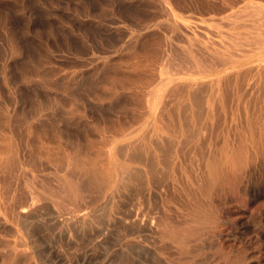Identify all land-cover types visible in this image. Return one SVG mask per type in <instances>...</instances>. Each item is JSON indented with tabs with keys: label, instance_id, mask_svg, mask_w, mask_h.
I'll use <instances>...</instances> for the list:
<instances>
[{
	"label": "rangeland",
	"instance_id": "1",
	"mask_svg": "<svg viewBox=\"0 0 264 264\" xmlns=\"http://www.w3.org/2000/svg\"><path fill=\"white\" fill-rule=\"evenodd\" d=\"M162 2L163 0H0V122L10 123L13 121V123H17V122L22 123V121L23 122L31 121V120L35 121L37 119V116H38V119L39 118L41 120L44 119L45 121L48 122L52 119V116H54L52 115L51 118L50 117L48 118V116H50L49 114H47L49 113L48 111L50 110V108L51 110L55 109L54 111H57V112L62 111V113H60L59 115L58 114L55 115L54 118L57 117L56 119L60 121L66 120L68 121V123L70 122L71 126L72 125L78 126V124L80 123L79 125L80 127H82L81 132H80L82 134L80 141L82 143L81 144L82 147L85 146L82 152L79 153L80 156L85 157L86 155H88V157L92 158L94 162L98 163L100 161L101 150L103 148L110 145V147H112L114 151V155L111 157L109 161L108 179L96 187L86 188L83 192L84 194H83L82 199L79 201L80 203L74 202L69 196V192L77 189L75 184L63 183L61 186V183L60 184L58 183L59 185L56 186L55 184L57 182L49 179V182H51L49 186L52 188L57 187L55 191H57V194L59 193L60 194L53 195L49 191L43 192L45 196L47 195L46 198H44V200L46 199L45 200L46 202L43 199H40L41 201L38 200V202L41 204L39 205L35 203V208L40 209V212L41 210L42 211L45 210V212L40 213L41 215L39 217V222L37 221L38 219H36L33 223L36 227L35 228L36 231H33V237L36 239V241H37V238H39L38 241L36 242L37 246L35 247V250L38 249L37 250L38 252L39 251L41 253L45 252L44 254L50 255L49 257H51L53 261L51 260L48 261V264H63V263L64 264H67V263L68 264H76V263L79 264L78 262H80V264H83V261H85L84 264H88V263L89 264H92V263L93 264H150V263L155 264L154 262H149L150 260L149 256H147V258L149 259V260L147 259L148 261L146 260V257H143L142 254H139L137 256V253L131 251L128 247H126L129 245H137V246L140 245L142 248H146V247L149 248L150 250H152V254H154L158 259L160 258L159 260L162 262V264L164 263L165 264H264V242H262V237H261V232L264 231V157H262V155H264V130H263L264 129V124H263L264 123L263 122L264 112H262L264 111L263 110L264 103L258 102L257 104L258 105L257 107L259 108V110H258V117L256 118V126L254 128V130L256 131V137H258L259 143L263 146L260 152L256 150V146H255L256 142L250 139L248 135V128L246 125H244V123L241 124V126L242 125L244 126L240 127V129H242L241 138L238 139L236 135L238 124L236 125L235 122L230 118L229 101H228V105L224 106V104H227L226 97H224L225 98L224 100H223V97H220V94L228 92L226 91V89H228L227 85H226L227 88H225V85L222 82L221 83L213 82L208 85L206 90H208L209 94L212 93V91H214L215 89V91L213 92L214 95L212 97L213 102L212 101L210 102L209 111L207 113L208 118L205 117L200 123H197L198 125L196 124L197 121H195V119L190 118L189 119V125L191 126V127L189 126V128H191L190 130L189 128H187L188 126L183 125L185 123L182 120V114H183L182 110L183 109H181V107L183 108V106L186 104L188 106L192 105L190 102L191 100L190 91L193 89V87L189 85L187 86V83L182 81L179 78L182 75L181 73H175L172 70V73L170 71V73H165V75H163L164 74L163 72H166L167 68L168 70H170L172 67L175 66V64L177 66L179 62L183 61V64L185 63L189 66V63L190 62L192 63V61H194L198 63L199 65L203 66L204 68H207L206 70L208 72L206 73L204 78L206 79L213 78L215 76V72L211 69L210 64L213 63L212 65H214L216 62L214 60L212 61L211 58L212 59L216 58L217 62L221 59V55H222L221 52H225L224 43L222 40H225L226 42L231 41L227 36H225L227 34L226 32L233 33L234 35H237V36H243V34L248 36L249 34V36L253 35V37L259 36L261 34V36L259 37L264 39V36H263L264 31L260 30L261 33L258 31V29L264 30V27H263L264 18L261 14H256V13L253 16L254 18L253 20H248L246 16L244 17L242 16L243 19H237V20L235 19V21L238 23L244 22L245 24L243 23V25H245V27H243V25L241 26L240 24L238 25V27L236 26L235 29L229 28L225 24L223 26V24L213 25L210 23H206L205 20L209 17L213 18L214 20H219L220 18H225L226 16H229L233 13L242 11L243 9H245V7H250L255 4L264 5V2L262 0H239V1L238 0H235V1L234 0H199V1L198 0H178V1L169 0L175 17L180 22H184L188 26L187 30H189L190 32L196 35L195 37L196 39H194V41H191V42L190 41L188 42L187 40L182 38L181 33L185 32L184 31L185 29H182L184 27L180 26V24L178 25L177 23L172 22L167 17V15L165 14V9L164 7H162L163 6ZM205 3L206 5L211 4V3H214V4L222 3V7L225 6L226 8L224 7V10L219 14L209 15L210 12L204 8V6H206ZM198 5L202 6V8H199ZM260 16L262 17L260 18ZM257 19L258 20L261 19V20L258 21ZM255 20L257 22H253ZM249 25L253 27L250 28ZM205 28H208L210 31L207 29L205 31ZM253 29L255 30L253 31ZM249 30L250 31L252 30V31L250 32ZM239 31H242L244 33L241 32L240 34ZM172 32H174L173 34L175 35H173ZM205 32L208 35H211V32H212V35L215 38V40L221 38V40H219L220 42L217 41L220 44H218L217 42H216L217 44H215L214 42L211 44V41L206 40L198 35V33H205ZM224 32L226 34H224ZM233 43L234 42L232 41V44ZM196 44L202 47H206V45L207 46L211 45V48L210 47L206 48L210 53H207V52L205 53V51L204 52L202 51L201 55L202 54L203 55L202 57H200L201 55L198 53L199 49H198V46L197 47L195 46ZM136 48L138 49L137 52H136ZM148 48L150 49L148 50ZM80 51H82L83 53ZM171 53H173V55ZM204 55H206L207 58H205L206 56L204 57ZM172 57L176 59H173ZM200 58H203V59H200ZM208 58H210V62H207L209 61ZM168 59L171 61H169ZM176 60H179V62ZM204 60H206V62H204ZM188 61L190 62L188 63ZM205 63L207 64L210 63V64H208L209 65L208 66ZM112 68L114 69L112 70ZM164 68L166 70H164ZM132 70H135V71H132ZM105 76L106 77L108 76V77L106 78ZM104 77L105 79H103ZM166 77H171L172 79L168 82L166 88L163 90L161 98L156 103L154 109L151 111H147L146 110V104H147L146 97L147 98L150 97V94H148L149 90H151L152 88H155L157 86V82H159L161 79L166 78ZM98 80L99 81L103 80V81H100L99 83ZM123 80L125 81L124 83H122ZM89 82H92V83L88 84ZM96 82L98 83L96 84ZM59 83H60V86L59 88H57L58 87L57 85H59ZM93 84H96L97 86ZM179 84H180L179 86L180 88L179 89L175 88V86L177 85L178 87ZM52 85H54L55 87ZM184 85L185 87H183ZM71 87H74L73 89L76 88L75 89L76 91L73 90L75 91V93H73V91L71 90L72 89ZM172 88H175L174 90L177 89V91H173ZM170 90L173 91L174 93L171 92ZM178 91H180V93ZM76 92L78 94L77 96H76ZM142 94H144V96ZM165 94H167L166 96L168 98L172 97L171 99L172 100L174 99V101L177 99L178 96H180L178 97V99L180 98L181 99L180 101L176 100L175 101L176 103H174L172 100L170 99L168 100ZM182 94H183V97H181ZM50 96L54 97V99L51 98ZM55 96L58 97L59 100L58 98H55ZM60 98L63 99V103H62V99L60 101ZM165 98L168 100L167 102L168 104L165 102L167 101ZM51 100H54V101L52 102ZM214 100L216 104H214L215 103ZM126 101L127 103H125ZM129 101H131L132 103ZM223 101L226 103H223ZM54 102L55 104H53ZM170 102L172 103L170 104ZM184 102H186V104ZM41 103L42 105L44 104L43 108H42ZM117 103L119 104V106L121 104L123 105H121L119 108V106H116ZM35 104L37 105L35 106ZM56 104L58 106L55 107ZM59 105L61 106L62 109L59 107ZM78 105L79 107H77ZM158 105L159 106L161 105V106L159 107ZM123 106L125 107V109L122 108ZM167 106L170 108V110L172 109V111L176 112L177 115L175 113L173 114V112L170 111L169 108H167ZM188 106H185V107H188ZM215 106H217L216 109H218L216 111H214ZM58 107L60 109H57ZM226 107H228V109ZM23 108L27 110L26 111L24 109L25 111L24 114L22 111ZM162 108L164 110L162 111L164 113L163 118L161 117L163 113L158 111V109H162ZM224 108H226V110H228L229 112L225 111ZM98 109H104V110L101 111ZM122 109H123V112L120 111ZM36 111L37 113H35ZM219 111H221V114ZM15 112L16 113L18 112L17 113L18 116L15 115ZM26 112L29 115V118L27 117L28 115L26 114ZM105 112L107 113V116H105L106 115ZM158 112H159V115L160 113H162L160 117L158 116V114H156ZM214 112H216L215 113V115L217 114L216 116L213 114ZM86 113H88L89 116ZM95 114L96 115L99 114V115L96 116ZM138 114H140L141 117L140 116L137 117ZM227 114L229 115L226 116ZM115 115L117 116L115 117ZM122 115L124 116L122 117ZM218 115L219 117L217 118ZM104 116L107 118V120H105L106 118ZM156 116H157V119H156ZM220 116L222 118H220ZM74 117L78 119H75ZM94 117L96 118V120ZM158 117L163 120L162 121L159 120V122L156 121L159 119ZM59 118H61L62 120ZM259 118L261 119L259 120ZM167 119L169 120L170 124L167 123L168 122ZM216 119L217 120L220 119V120L215 122ZM133 120H135V124ZM75 121H77V123ZM83 121H84V124H83ZM147 122H149L151 125H149V123ZM160 122H162L161 125H160ZM207 122L208 124H206ZM166 123L169 125L168 128H166L167 127ZM215 123L216 125H214ZM218 123L220 125H218ZM85 124H86V127H85ZM224 124L225 126H223ZM196 125L198 126V128H195ZM204 125H205V129H207L205 130V132L207 131V134L203 132ZM207 125L208 127H206ZM261 125L263 128L261 127ZM200 126H202L203 129ZM214 126L215 127L219 126V127H217V129L215 130ZM144 127L146 128L149 127L150 130L147 129L148 132L146 133V128L144 130L143 129ZM176 127L179 128V133L178 131L177 133L180 135H178V137H177L176 132L173 133L171 131L169 132V134L166 133V130L170 131L172 129L173 131H176L177 129L176 130L174 129ZM87 128H90V129H87ZM208 128L210 129L208 130ZM197 129H199L200 132L197 133L195 137L193 135L187 134L188 130L193 131ZM213 130L214 132L218 131L217 133L215 132V136H214ZM153 131L156 132V135L158 137H161L163 139L168 138L167 140L169 141L172 140L170 143L171 145L173 144V142L175 143L173 144V147H172L173 151H171V154L174 157L173 161L170 162L169 165H164L166 168L167 166H169L168 167L169 170L167 169L168 170L167 175L163 174V172L166 174V171H165L166 169L162 165L163 163L161 162V159H160V152L154 147L152 143L148 142L149 139L154 137L151 135ZM222 131H225L226 134ZM87 133L89 135L91 134L90 135L91 137L89 135H86ZM84 134L85 136H83ZM10 135H11L10 137L13 139L14 142L17 141L16 136L14 134H10ZM95 135L96 137H94ZM145 135L146 137H144ZM182 137H184V140H182ZM187 137L190 139L192 137L193 139H191L192 141L187 142L186 144L185 143L186 140L187 141L190 140V139L188 140ZM205 137H207V141L205 140L206 139ZM260 137L262 138L260 139ZM142 138L145 140H143ZM214 138L218 140L220 143L221 142L222 143L221 144L217 143L218 141H216ZM219 138H222V139H219ZM203 139L206 142H202L204 141ZM83 141L85 142L86 145H84ZM133 141L139 142L145 147H149V146L152 147L153 151L147 150L146 153L147 154L149 152L152 154L154 153V155L157 157L156 164H155V168H156L155 170L156 172H158V170L161 171L163 169V171H161L162 174L159 172V173H156V175L159 177L164 175L161 177V180L164 178L165 181L162 182L159 180V182L157 183L158 185H156L155 187L151 183H148L147 189L144 188L143 190L139 182H138L139 185L138 183L136 184L138 180L136 178L135 179L131 178V181L129 182V184L123 185V188L119 187L121 186L119 176H118L119 165H123L131 171H135V167L138 170H140V167L142 170L146 169L145 165L141 161H138V160L134 161L132 159L125 158L123 156H121L122 158H120L117 155V154L120 155V152L118 153V151L116 150L118 149V147H120L121 145L127 144V143H133ZM180 142L183 144L184 149L181 147L182 144ZM36 143L37 145H35ZM43 143L44 145H46L47 143V146H50V145L52 146V143H49V142H46V143L43 142ZM179 143L181 146L179 145ZM201 143H204V146ZM35 144L33 145L30 144L29 146L31 147L34 146L33 149L34 148L37 149L36 147H39V143L35 142ZM195 144L197 145V147ZM1 145H2V142L0 144V148H1ZM214 145H216L217 147ZM240 145L244 148H242ZM180 147L182 148V150ZM189 147L192 149H190ZM195 147L197 149L194 150ZM199 147L203 149L204 151L199 149ZM221 149L225 152V160L222 166V169L224 168V166H226L225 170L223 169L224 173L222 172V170L220 171L218 170V168L216 167L217 160H215L217 159L218 151ZM84 150L86 151V153L83 152ZM192 150L196 152H192ZM205 150L207 154L203 155V153H205ZM179 151L181 152L179 153ZM215 151H217V153ZM87 152H90L91 155H89L90 153H87ZM197 152L199 154L203 152L201 155L206 157V160L207 162H209V165L213 167L212 168L213 171L208 172L207 169L203 167L200 169L196 166V161H197L196 158L200 157V155H198ZM192 153H194L193 156H192ZM180 154L182 158H180ZM186 155H188L189 157H186ZM210 157L212 158L210 159ZM186 158L188 161L186 160ZM188 158L192 160L190 161ZM183 159L185 160L182 161ZM193 159L196 161L194 162ZM175 162L178 164L176 165ZM184 164L188 165V167L187 166L186 167L188 168L189 171L187 170ZM193 164H195V166ZM246 167H247V170H246ZM175 169L178 170L177 172L179 173H177ZM97 171L100 174L103 173L102 168L99 166L97 168ZM190 173H193L194 182L191 179L192 175ZM171 174L173 178L171 177ZM202 175H204L205 179H207L210 184L208 183V181L206 182V180L204 179ZM170 177L172 179H170ZM177 178L179 179V182ZM18 179L19 178H11L12 181H10V184L8 185L7 188L5 185H4L5 187L4 186L2 187L3 184L0 181V193H1L0 194V206H1L0 215L3 217V219H5V222H6L4 226H0V229H1L0 238L13 239L14 237H16L15 236L16 233H17V236L18 235L25 236V233H24L25 231H23L24 229L20 226V224L15 223L13 221L11 222V220H8L10 219L8 217L10 214L9 212L11 210V209L9 210V208L10 207L12 208L16 205L15 197L13 196L14 194H11V193L13 192L15 193L16 192L15 189H18L21 183H22L21 184L22 186H20V188H23L24 186L25 189L27 188L29 189L30 188L29 186H31L29 185L28 180H27V183H28V186H27V183L24 184L23 181H21L20 179L19 181H17ZM16 182H19V183H16ZM169 182L171 183L169 184ZM192 182L194 184L195 183L197 184V185L195 184L196 187L194 186V184H191ZM220 182H222V184L220 185L224 187L222 186L219 187L220 185L218 183ZM173 183L176 185L174 186ZM188 183L190 185H188ZM249 184H254V186L256 187V193L253 195L247 191V186ZM130 186H134V190ZM180 186H183L185 189ZM202 186L203 188L205 186L206 187L203 189ZM137 187L138 189L135 190V188ZM178 187H180V190H182V192L178 191L179 190ZM3 188L6 189V191L8 189V191L6 192ZM120 188L122 189L123 193L121 192ZM139 188H142V189H140L139 191ZM197 188L198 189L200 188V191ZM110 189H111V192H110ZM128 189L129 190L131 189V191H129ZM160 189L163 191V193L160 191L161 194L158 191ZM152 190L155 191V194ZM168 190H169V194H168ZM119 192L122 193L123 195L125 194V196H123ZM135 192H138L137 193L138 195H136ZM140 192H142L143 194L145 193L144 194L145 196L142 193L140 194ZM192 192L194 195L192 194ZM7 193L9 194V197H5L6 200L8 199L7 201H9L10 198L11 200L14 198L12 200L13 203H11V201H9L8 203L9 205L11 204L10 207L8 204H5L7 203V201L3 200L5 195L8 196ZM149 193H152V194H149ZM129 195L131 196L133 195L132 198L131 196L129 197ZM155 195L158 197H156ZM192 196H194L195 199ZM150 198H152V200L154 201L152 202L154 204L151 202ZM135 199L141 202H144L143 205L147 201L148 207L146 206L147 203L145 204V206H143L141 202H138ZM192 199L194 200L191 201ZM57 200L59 203L57 202ZM62 200L64 201L63 203L65 202L67 203L69 202V203L68 204L65 203V206H64V204L62 205ZM108 200L112 201V203H114L117 207L113 205L112 209L114 210H111L113 216L111 217V221L108 222V225L110 228L108 227L107 230L105 229L107 227V224L104 222L103 223L99 222L98 224L95 223L93 225L94 227L92 226L90 227V229L88 228L86 231L84 229V233H83V230L72 229L70 222H69L70 227L68 226V223H67L68 229H64V228L61 229V227H59L58 222L64 217L68 218L73 214L80 216L82 214L91 213L92 211L97 212L100 210L103 204H105ZM42 201L44 202V204L42 203ZM119 201L121 203H119ZM127 202L129 205L126 204ZM53 203H55V205ZM56 203H58V205L59 204L62 205L63 207L59 208L61 207L60 205L59 207L58 206L56 207L57 205ZM77 203L81 205H78ZM131 203L132 204L135 203V204L132 205ZM179 204L181 205V207ZM6 205L7 207H5ZM68 205L69 206L71 205V207L69 208ZM135 205L137 206L135 207ZM151 205L153 208L150 210ZM183 205L184 207H182ZM80 206H83V207H80ZM97 206L98 207L101 206V207L98 208ZM45 207L49 208V210L47 209L48 210L47 211ZM129 207L132 208L133 211H131ZM134 207L136 209L138 207L139 210L141 209V207L143 208L145 207L144 208L145 210H143V208L140 211L137 209L139 212L138 211L136 212V209ZM158 207L161 209H159ZM62 209L64 212L65 210L69 212L70 209H73V210L75 209L76 211L70 210L71 212L67 214V211L64 213ZM147 209L148 211H146ZM115 210L119 212H116ZM49 211H51V213L53 212V214L55 213L54 216L52 217H50L51 215L48 216L47 214H49ZM42 213L43 214L45 213V214L43 215ZM124 213H127V214L124 216L123 215ZM137 213L140 215V218L144 224L146 223V221L149 220L148 222H150L151 220L153 222V223L151 222V224H154L156 226L160 223L161 225L160 224L158 225L160 228L157 227L156 229L155 228L156 226L153 225L152 229L149 231L139 230L137 232L135 231L136 233L134 232H122L121 233L120 232V234H118V236L116 237L117 232H113V231H116V227L118 225H123V224L126 226L128 223L130 224L134 222V220H137V218L135 217H139ZM143 213L144 214L148 213L146 214L148 215V218L146 215L144 217ZM150 213L151 215L149 216ZM152 213H154V215H152ZM132 214H133V218H132ZM141 215L144 218L141 217ZM156 215L158 216L160 215L159 220L157 219L158 216ZM167 215L170 216V219L168 218ZM149 217H151V219H149ZM164 218L166 221L167 220L168 221L167 222L162 221L164 220ZM41 219L45 222H42ZM46 219H48L49 221ZM123 219H128V222L127 220L125 221L127 224H125ZM131 219H134V220L131 221ZM54 221L55 222L58 221L57 222L58 224L55 223ZM51 222H53L55 225L52 224ZM48 223L51 224L52 229ZM165 223L167 226L165 225ZM36 225H39L38 228ZM45 225L47 227L49 225L50 229H48ZM95 226L97 229L95 228ZM101 226H103L104 228ZM42 227L44 229L47 228V230H44ZM8 228L10 230L11 229L13 230L9 232ZM153 228L155 229L154 231H152ZM37 229L38 230L40 229L42 231L41 232L40 230L37 231ZM58 229H59V232H58ZM60 230L62 231L61 234H60L61 232ZM43 231L45 233L44 235L41 234L43 233ZM52 231L54 234L55 233L56 234L54 235ZM47 232H49V234H47ZM63 232L64 234L65 233L66 234L64 235ZM13 233H14V236H13ZM101 233H103V235ZM143 233L146 235V237L147 236L148 237L146 238ZM72 234L73 235L75 234V237ZM62 235L66 236V239L64 238L59 239L61 241L60 242L58 241V237L61 238ZM120 235L122 237H120ZM149 235L152 237H150ZM67 236L69 237L68 240H67ZM45 237L47 238L45 239ZM80 238L82 240H80ZM105 238H106V241H105ZM108 239L111 241L110 245H109L110 241ZM62 240L64 241V243ZM149 240L151 241V243ZM90 241L93 242V244L90 243ZM105 243L108 246V248L106 247ZM61 244H63L64 246H62ZM75 244L79 246L81 245V246L79 247ZM98 244H100L101 246ZM92 245H94L97 249L94 248V246ZM74 246H77V248ZM89 247H92L93 249L92 248L90 249ZM59 248L60 250L62 249V251H60ZM79 249L82 252V254L79 251ZM90 250L91 251L95 250V251L90 252ZM63 252H65L66 254ZM75 253L77 254L79 259L74 258V256L76 255ZM67 254H68V257H66ZM55 255H57L58 258ZM0 259H1L0 261H2L0 262V264L2 263L4 264V262L5 263L7 262L6 264H12L11 262L7 260L3 261L2 257ZM61 260L63 261V263Z\"/></svg>",
	"mask_w": 264,
	"mask_h": 264
},
{
	"label": "bare ground",
	"instance_id": "2",
	"mask_svg": "<svg viewBox=\"0 0 264 264\" xmlns=\"http://www.w3.org/2000/svg\"><path fill=\"white\" fill-rule=\"evenodd\" d=\"M178 1V0H177ZM199 1V0H198ZM235 1V0H234ZM239 1V0H238ZM263 2H264V0H262ZM181 2V1H180ZM229 2V1H228ZM237 2V1H236ZM183 3V2H182ZM251 4V3H250ZM162 7H164V9H165V14L167 15V17L172 21V22H174V23H177L178 25L180 24V26H182V27H184V28H182V27H180V28H182V29H185L184 31L185 32H182L181 33V36H182V38H184L185 40H187L188 42L190 41H194V39H196L195 37H196V35L194 34V33H192V32H190L189 30H187V28H188V26L184 23V22H180L176 17H175V15H174V12H173V10H172V7H171V3L169 2V0H163V2H162ZM195 5V4H194ZM200 5V4H199ZM198 5V6H199ZM205 5H206V3H205ZM155 6V5H154ZM185 6H187V5H185ZM191 6V5H190ZM189 6V7H190ZM195 7V6H194ZM196 7H197V5H196ZM225 7V6H224ZM224 7H222V3H219V4H214V3H211V4H208V5H206V6H204V8L206 9V10H208L210 13H209V15H213V14H219V13H221L223 10H224ZM181 8V7H180ZM179 8V9H180ZM199 8H202V6H199ZM226 8V7H225ZM193 9V8H192ZM204 9V10H205ZM187 10V9H186ZM226 10V9H225ZM200 11V10H199ZM202 13H204V12H202ZM261 14L262 16H263V18H264V5H257V4H255V5H252V6H250V7H245V9H243L242 11H239V12H236V13H233V14H231V15H229V16H226L225 18H220L219 20H214L213 18H211V17H209V18H207L206 20H205V22L206 23H210V24H213V25H222L223 24V26H224V24L225 25H227V27H229V28H234L235 29V27L237 26L238 27V25H240L241 24V26L243 25V23H238V22H236L235 21V19L237 20V19H243V17L244 16H246L247 18H248V20H253L254 18H253V16H254V14ZM152 14H153V12H152ZM243 16V17H242ZM258 16V15H257ZM256 16V17H257ZM262 16H260V18L262 17ZM154 17V16H153ZM162 17V16H161ZM259 17V16H258ZM152 18V17H151ZM246 18V19H247ZM245 20V19H244ZM258 20V19H257ZM261 19H259L258 21H260ZM264 20V19H263ZM253 22H257L256 20L255 21H253ZM262 22V21H261ZM260 23V22H259ZM258 23V24H259ZM245 24V23H244ZM249 24V23H248ZM261 24V23H260ZM163 25V24H162ZM196 25V24H195ZM241 26H239V27H241ZM248 26V25H247ZM250 26V25H249ZM135 27V26H134ZM161 27V26H160ZM243 27H245V25H243ZM251 27H253V26H250V28ZM255 27H257V26H255ZM263 27H264V25H263ZM145 28V27H144ZM194 28V27H193ZM199 28V27H198ZM249 28V29H250ZM139 29H141V28H139ZM206 29L207 30H209L208 28H205V31H206ZM255 29H253V31H254ZM257 30V29H256ZM264 31L263 29H258V31L261 33V31ZM168 31V30H167ZM176 31V30H175ZM210 31V30H209ZM250 31V30H249ZM252 31V30H251ZM250 31V32H251ZM237 32V31H236ZM241 32L242 31H239V33L241 34ZM174 32H172V34H173ZM210 33V32H209ZM227 33V34H226ZM224 32V34H226L225 36H227L231 41H225V40H222L223 41V43H224V49H225V52H221L222 53V55H221V59L217 62L216 61V58L215 59H212L211 58V60L213 61H215L216 63L214 64V65H212L213 63H208V64H210V66H211V69L215 72V76L213 77V78H211V79H206V78H204V76L206 75V73L208 72L206 69L207 68H204L203 66H201V65H199L198 63H196V62H194V61H192V63L190 62V61H188V63H189V66L187 65V64H183V61L182 62H179V60H176V61H178V62H176V63H178L177 64V66H176V64H175V66L174 67H172L170 70H168V68H167V70L164 68V70H166V72H163L164 74L163 75H165V73H170V71H171V73H172V70H173V72H175V73H181L182 75L179 77L182 81H184V82H186L187 83V86L189 85V86H192L193 87V91L191 90V89H189V90H191L190 91V102H191V106H188L187 104H186V102H184L186 105H184V103H183V108L181 107V109H183L182 110V120L184 121V123L185 124H183V125H186V126H188L187 128H189V119L190 118H193V119H195V121H197L196 122V124L197 123H200L205 117H207V113H208V111H209V107H210V102L212 101V97H213V95H214V91H215V89H214V91H212V93H208V90H206V88L208 87V85L210 84V83H224V85H225V88H227L226 87V85L228 86V89H226V91H228V92H225V93H222V94H220V97H223V100L225 99L224 97H226V101H227V104H224V106H226V105H228V101H229V107H230V118L235 122V124L237 125L238 124V128H237V137H238V139H240L241 138V136H242V129H240V127H242V126H244V125H246L247 126V128H248V135H249V137H250V139L252 140V141H254V142H256V150H258V151H260L261 152V150H262V145L259 143V139H258V137H256V131L254 130V128H255V126H256V118L258 117V110H259V108L257 107L258 105V102H262V103H264V42H263V40L264 39H262L261 37H259V36H261V34L259 35V36H256V37H253V35L252 36H249V34H248V36L247 35H244L243 34V36H237V35H234L233 33H229V32ZM242 33H244V32H242ZM264 33V32H263ZM262 33V34H263ZM237 34V33H236ZM155 35V34H154ZM173 35H175V34H173ZM198 35L200 36V37H202V38H204V39H206V40H209V41H211V44L214 42L215 44H217L218 42H220L219 40H221V38H219V39H217V40H215V38L213 37V35H212V32H211V35H208L206 32L205 33H198ZM217 35V34H216ZM254 35H256V34H254ZM151 36V35H150ZM149 36V37H150ZM178 36V35H177ZM237 38H236V37ZM263 36H264V34H263ZM218 37V36H217ZM162 38V37H161ZM242 38V39H241ZM261 38V39H260ZM134 39V38H133ZM147 39V38H146ZM181 39V38H180ZM237 39H239V40H237ZM144 40V39H143ZM176 40H177V38H176ZM159 41V40H158ZM218 41V42H217ZM225 41V42H224ZM232 41L234 42L233 44H232ZM142 42V41H141ZM162 42V41H161ZM217 42V43H216ZM109 43V42H108ZM236 43H238V44H236ZM94 44V43H93ZM132 44V43H131ZM142 44V43H141ZM164 44V43H163ZM218 44H220V43H218ZM235 44H236V46H235ZM79 45V44H78ZM172 45V44H171ZM187 45V44H186ZM222 45V44H221ZM72 46V45H71ZM97 46V45H96ZM128 46V45H127ZM126 46V47H127ZM196 47L198 46L197 44L195 45ZM220 46V45H219ZM77 47V46H76ZM207 47H210L211 48V45L210 46H207L206 45V47H202V46H198V49H199V54L201 55V52L203 51H205V53L207 52V53H210L206 48ZM221 47V46H220ZM77 49V48H76ZM140 49V48H139ZM150 48H148V50H149ZM204 49H206V50H204ZM81 50V49H80ZM141 50V49H140ZM169 50V49H168ZM138 51V49L136 48V52ZM195 51V50H194ZM80 52H82V51H80ZM172 52V51H171ZM83 53V52H82ZM134 53H135V51H134ZM181 53V52H180ZM204 53V54H205ZM172 55H173V53H171ZM177 54V53H176ZM198 54V55H199ZM162 55V54H161ZM197 55V54H196ZM203 55V54H202ZM202 55L200 56V57H202ZM168 56V55H167ZM206 55H204V57H205ZM184 57H185V55H184ZM183 57V58H184ZM150 58V57H149ZM168 58V57H167ZM173 59H176V58H174V57H172ZM182 58V59H183ZM205 58H207V56L205 57ZM178 59V58H177ZM200 59H203V58H200ZM209 59V61H207V62H210V58H208ZM207 59V60H208ZM169 60V59H168ZM181 60V59H180ZM169 61H171V60H169ZM174 61V60H173ZM185 62V61H184ZM203 62V61H202ZM204 62H206V60H204ZM166 63V62H165ZM169 63V62H168ZM167 63V64H168ZM175 63V62H174ZM205 64H207V63H205ZM207 64V65H208ZM37 65V64H36ZM171 65V64H170ZM172 65H174V64H172ZM209 66V65H208ZM164 67V66H163ZM166 67V66H165ZM168 67V66H167ZM114 68H112V70H113ZM53 71V70H52ZM51 71V72H52ZM132 71H135V70H132ZM163 71V70H162ZM116 72V71H115ZM161 73V72H160ZM103 74V73H102ZM115 74V73H114ZM147 74V73H146ZM162 74V73H161ZM110 76V75H109ZM115 76V75H114ZM147 76V75H146ZM151 76V75H150ZM25 77H26V75H25ZM106 77V76H105ZM105 77L103 78V79H105ZM108 77V76H107ZM106 77V78H107ZM148 77V76H147ZM78 78V77H77ZM149 78V77H148ZM76 79V78H75ZM159 79V78H158ZM172 78L171 77H166V78H163V79H161L159 82H157V86L155 87V88H152L151 90H149V92H148V94H150V97H149V95H148V97L149 98H147L146 96V100H147V104H146V110L147 111H151V110H153L154 109V107H155V105H156V103L160 100V98H161V95H162V93H163V90L166 88V86H167V84H168V82L171 80ZM81 80V79H80ZM96 80V79H95ZM230 80V81H229ZM57 81V80H56ZM99 81V80H98ZM100 81H103V80H100ZM100 81H99V83H100ZM93 82H95V81H93ZM125 81L123 80V82L122 83H124ZM143 82V81H142ZM65 83V82H64ZM87 83V82H86ZM90 83H92V82H89L88 84H90ZM98 82H96V84H97ZM96 84H93V85H96ZM174 84H176V83H174ZM56 85V84H55ZM64 85V84H63ZM52 86H54V85H52ZM58 86V87H57ZM56 87L57 88H59V86H60V83H59V85H57ZM97 86V85H96ZM180 84L178 85V87H177V85L175 86V88H177V89H179L180 87ZM48 87H50V86H48ZM55 87V86H54ZM63 87V86H62ZM62 87H60V88H62ZM77 87V86H76ZM183 87H185V85L183 86ZM182 87V88H183ZM69 88V87H68ZM72 89V91L73 90H75V89H73L74 87H71ZM90 88H91V86H90ZM92 88H94V87H92ZM170 88V87H169ZM168 88V89H169ZM175 88H172L173 89V91H177V89L176 90H174ZM212 88V87H211ZM70 89V88H69ZM68 89V90H69ZM99 89V88H98ZM168 89H167V91H168ZM171 89V90H172ZM185 89V88H184ZM63 90V89H62ZM170 90V91H171ZM222 90H224V89H222ZM52 91V90H51ZM65 91H67V90H65ZM76 91V90H75ZM75 91H73V93H75ZM78 91V90H77ZM97 91V90H96ZM173 91H171V92H173ZM181 91V90H180ZM180 91H178L179 93H180ZM71 92V91H70ZM79 92V91H78ZM222 92H224V91H222ZM52 93V92H51ZM146 93V92H145ZM167 93V92H166ZM174 93V92H173ZM172 93V94H173ZM176 93V92H175ZM184 93H185V91H184ZM68 94H70V93H68ZM80 94V93H79ZM147 94V93H146ZM169 94H170V92H169ZM171 94V95H172ZM178 94V93H177ZM176 94V95H177ZM78 94H77V92H76V96H77ZM143 96H144V94H142ZM167 94H165V96H166ZM179 95V94H178ZM127 96V95H126ZM174 96V95H173ZM189 96V95H188ZM51 97V96H50ZM66 97V96H65ZM81 97V96H80ZM178 97H180V96H178ZM178 97H177V99L176 100H179L180 101V99H178ZM181 97H183V94L181 95ZM39 98V97H38ZM51 98H53L54 99V97H51ZM55 98H58V97H56L55 96ZM166 98L169 100H172L171 98H168L167 96H166ZM165 98V99H166ZM217 98V97H216ZM228 98V99H227ZM41 99V98H40ZM61 99L62 98H60V101H61ZM67 99H69V98H67ZM130 99V98H129ZM166 99V100H167ZM186 99V98H185ZM37 100V99H36ZM56 100V99H55ZM58 100H59V98H58ZM168 100L167 101H165L166 103L168 102ZM175 100V101H176ZM38 101V100H37ZM40 101V100H39ZM52 102L54 101V100H51ZM57 101V100H56ZM66 101V100H65ZM69 101V100H68ZM71 101V100H70ZM118 101V100H117ZM174 103H176L175 101H174V99L172 100ZM182 101V100H181ZM184 101H186V100H184ZM51 102V103H52ZM72 102V101H71ZM74 102V101H73ZM129 102H131V101H129ZM213 102V101H212ZM214 102H215V100H214ZM36 103V102H35ZM57 103V102H56ZM62 103H63V99H62ZM86 103V102H85ZM119 103V102H118ZM117 103V105L116 106H119V104ZM124 103V102H123ZM125 103H127V101L125 102ZM124 103V104H125ZM132 103V102H131ZM135 103V102H134ZM172 102H170V104H171ZM223 103H226V102H224L223 101ZM53 104H55V102L53 103ZM58 104V103H57ZM55 105V107L56 106H58V105ZM87 104V103H86ZM163 104H165V103H163ZM168 104V103H167ZM214 104H216V102L214 103ZM37 104H35V106H36ZM41 105H42V103H41ZM121 105H123V104H121ZM120 105V106H121ZM128 105V104H127ZM137 105V104H136ZM139 105V104H138ZM175 105V104H174ZM179 105V104H178ZM182 105V104H181ZM219 105V104H218ZM263 105V104H262ZM261 105V106H262ZM43 106H44V104L42 105V108H43ZM47 106H48V104H47ZM52 106V105H51ZM120 106H119V108H120ZM141 106V105H140ZM143 106V105H142ZM159 106V105H158ZM161 106V105H160ZM159 106V107H160ZM185 106H188V107H185ZM32 107V106H31ZM39 107V106H38ZM59 107L61 108V106L59 105ZM57 108V109H60V108ZM77 107H79V105L77 106ZM165 107H166V105H165ZM173 107H175V106H173ZM216 107L217 106H215V110L214 111H216V110H218V109H216ZM219 107V106H218ZM28 108V107H27ZM33 108V107H32ZM31 108V109H32ZM53 108V107H52ZM83 108V107H82ZM98 108V107H97ZM96 108V109H97ZM116 108V107H115ZM123 109H125V107L123 106L122 107ZM167 108H169L168 106H167ZM166 108V109H167ZM178 108V107H177ZM177 108H176V110H177ZM213 108V107H212ZM227 109H228V107H226ZM226 108H224L225 109V111H227V112H229L228 110H226ZM262 108V107H261ZM260 108V109H261ZM24 109L25 108H23V114H24ZM62 109V108H61ZM75 109V108H74ZM87 109V108H86ZM89 109V108H88ZM91 109V108H90ZM94 109V108H93ZM92 109V110H93ZM123 109L122 110H120V111H122L123 112ZM17 110V109H16ZM26 110V109H25ZM29 110V109H28ZM55 110V109H54ZM54 110H51V108H50V110L48 111L49 113H47V114H49L50 116H48V118L50 117L51 118V116L52 115H54V116H52V119L50 120V119H48V120H50V121H45L44 119L43 120H41L40 118L38 119V116H37V119L35 120V121H22V123L21 122H17V123H13V121L12 122H10V123H6V122H0V144H1V142H2V145H1V148H0V181L2 182V187L5 185L6 186V188L8 187V185L10 184V181H12L11 180V178H19L21 181H23V183L24 184H26L27 183V180H28V182H29V185H31V186H29L30 188L28 189H25L24 188V186H23V188H20V186H22L21 184H20V186L18 187V189H15L16 190V192L14 193H11V194H14L13 196L15 197V201H16V205L14 206V207H10V205L8 204L9 203V201H11V203H13V199L11 200V198H10V200L9 201H7L6 199H5V197H9V194H8V196L7 195H5V194H3V195H5L4 196V199L3 200H6L7 201V203H5V204H8L9 205V210H10V214H9V217L8 218H10V219H8V220H11V222L13 221V222H15V223H18V224H20V226L24 229L23 231H25L24 233H25V236H21V235H18L17 236V233L15 234V236L16 237H14L13 239H8V238H0V256L2 257V260L3 261H9V262H11L12 264H48V261H53L52 260V258L51 257H49L50 255H48V254H44V253H41L40 251L38 252L37 250L38 249H36L35 250V247L37 246V244H36V242L38 241V239L39 238H37V241H36V239L33 237V231H36V227H35V225L33 224L34 223V221L36 220V219H38L37 221L39 222V217H40V213L41 212H45V210L44 211H42L41 210V212H40V209H38V208H35V203H37V204H41V203H39L38 202V200L39 201H41L40 199H43L44 200V198H46V196H45V194L43 193V192H51V194H53V195H56L57 194V191H55L56 190V188L57 187H55V188H52V187H50L49 186V184L51 183V182H49V179H51V180H54L55 182H57L55 185L57 186V185H59L60 183H61V186H62V184L63 183H70V184H75L76 185V190H74V191H71V192H69V191H67V192H69V196L71 197V199L74 201V202H78V203H80L79 201L82 199V197H83V192H84V190L86 189V188H92V187H96V186H98V185H100L101 183H103V182H105L107 179H108V176H109V161H110V159H111V157L114 155V151H113V149H112V147H110V145L109 146H107V147H105V148H103L102 150H101V158H100V161L98 162V163H96V162H94V160L92 159V158H90V157H88V155H86L85 157H82V156H80L79 155V153L80 152H82V150H83V148L85 147L84 145H86L85 144V140L83 141V143H84V147H82V143H81V128L82 127H80V123L78 124V126L77 125H70V122L68 123V121H60V120H58V119H56V118H54L55 117V115H59L60 113H62V111L61 112H57V111H54ZM98 110H101V111H103L104 109H98ZM114 110H116V109H114ZM114 110H112V111H114ZM145 110V111H146ZM169 110H170V108H169ZM173 110H175V109H173ZM264 110V109H263ZM27 111V110H26ZM31 111V110H30ZM39 111V110H38ZM83 111V110H82ZM91 111V110H90ZM106 111V110H105ZM108 111V110H107ZM126 111V110H125ZM158 111L159 112H162V111H164L163 110V108L162 109H158ZM170 111H172V109L170 110ZM32 112V111H31ZM86 112H87V110H86ZM97 112V111H96ZM117 112V111H116ZM127 112H129V111H127ZM127 112H125V113H127ZM159 112L158 113H156V114H158V116L160 117V115L163 113H160V115H159ZM169 112V111H168ZM173 112V114L175 113L176 114V112H174V111H172ZM171 112V113H172ZM180 112V111H179ZM218 112V111H217ZM220 112V114H221V111H219ZM262 112H264V111H262ZM18 113V112H17ZM16 112H15V115H17L18 116V114H17ZM29 113V112H28ZM33 113V112H32ZM35 113H37V111L35 112ZM44 113V112H43ZM102 113V112H101ZM106 113V112H105ZM146 113V112H145ZM145 113H143V114H145ZM215 113L216 112H214L213 114L215 115ZM226 113V112H225ZM26 114H27V112H26ZM42 114V113H41ZM41 114H40V116H41ZM46 114V113H45ZM44 114V115H45ZM87 115H88V113H86ZM90 114V113H89ZM103 114V113H102ZM114 114V113H113ZM119 114H120V112H119ZM219 114V115H220ZM263 114V113H262ZM21 115H22V113H21ZM28 115V114H27ZM43 115V114H42ZM96 115V114H95ZM97 115H99V114H97ZM96 115V116H97ZM118 115V114H117ZM117 115H115V117L117 116ZM163 115H164V113L162 114V118H163ZM177 115V114H176ZM217 115V114H216ZM215 115V116H216ZM219 115L217 116V118L219 117ZM229 114H227L226 116H228ZM47 116V115H46ZM89 116V115H88ZM105 116H107V113H106V115ZM104 116V117H105ZM124 115H122V117H123ZM128 116V115H127ZM134 116V115H133ZM138 116H140V114H138L137 115V117ZM172 116V115H171ZM170 116V117H171ZM175 116V115H174ZM181 116V115H180ZM214 116V117H215ZM222 116V115H221ZM220 116V118H222ZM261 116H263V115H261ZM260 116V117H261ZM19 117H20V115H19ZM28 118H29V115L27 116ZM27 117H25V118H27ZM59 117V116H58ZM71 117V116H70ZM141 117V116H140ZM158 117V118H159ZM177 117V116H176ZM211 117V116H210ZM18 118V117H17ZM42 118V117H41ZM66 118V117H65ZM75 118V117H74ZM95 118V117H94ZM106 118V117H105ZM129 118V117H128ZM167 118V117H166ZM181 118V117H180ZM208 118V117H207ZM228 118V117H227ZM23 119V118H22ZM47 119V118H46ZM59 119H61V118H59ZM67 119V118H66ZM73 119V118H72ZM75 119H78V118H75ZM98 119H99V117H98ZM156 119H157V116H156ZM225 119H226V117H225ZM261 118H259V120H260ZM18 120V119H17ZM19 120H21V119H19ZM62 120V119H61ZM64 120V119H63ZM95 120H96V118H95ZM105 120H107V118L105 119ZM159 120H163V119H161V118H159L158 120H156V121H158L159 122ZM168 120V119H167ZM174 120H176V119H174ZM173 120V121H174ZM181 120V121H182ZM220 120V119H219ZM219 120H215V122H217V121H219ZM228 120V119H227ZM226 120V121H227ZM15 121V120H14ZM73 121V120H72ZM129 121H130V119H129ZM172 121V120H171ZM182 121V122H183ZM207 121V120H206ZM76 123H77V121H75ZM102 122V121H101ZM109 122V121H108ZM115 122V121H114ZM133 122H134V124H135V120H133ZM164 122V121H163ZM167 122V121H166ZM192 122V121H191ZM214 122V121H213ZM264 122V121H263ZM82 123V122H81ZM95 123V122H94ZM123 123V122H122ZM147 123H149V122H147ZM161 123L162 122H160V125H161ZM168 124H170V122H169V120H168V122H167ZM166 123V124H167ZM221 123V122H220ZM228 123V122H227ZM242 123H244V125H242L241 126V124ZM73 124V123H72ZM75 124V123H74ZM83 124H84V121H83ZM82 124V125H83ZM108 124V123H107ZM125 124V123H124ZM167 124V127L166 128H168V125ZM176 124V123H175ZM205 124V123H204ZM206 124H208V122L206 123ZM226 124V123H225ZM225 124L223 125V126H225ZM234 124V125H235ZM264 124V123H263ZM81 125V126H82ZM149 125H151L150 123H149ZM159 125V126H160ZM195 125V124H194ZM198 125V124H197ZM195 126V128H198V126ZM214 125H216V123L214 124ZM218 125H220L219 123H218ZM227 125V124H226ZM232 125V124H231ZM84 126V125H83ZM101 126V125H100ZM109 126V125H108ZM131 126V125H130ZM146 126H148V125H146ZM165 126V125H164ZM85 127H86V124H85ZM161 127V126H160ZM159 127V128H160ZM172 127V126H171ZM175 127V126H174ZM178 127H179V125H178ZM191 127V126H190ZM194 127V126H193ZM201 128H202V126H200ZM204 127V131L203 132H205V130H207V129H205V125L203 126ZM206 127H208V125L206 126ZM215 127V126H214ZM213 127V128H214ZM217 127H219V126H217ZM217 127H215V130L217 129ZM261 127H262V125H261ZM145 128L146 127H144L143 129L145 130ZM223 128H225V127H223ZM263 128V127H262ZM87 129H90V128H87ZM147 129H149L150 130V128L148 127V128H146V133L148 132L147 131ZM171 129V128H170ZM176 131H173L172 129L170 130V131H167L166 130V133H168L169 134V132H173V133H175L176 132V134H177V137H178V135H180V134H178L179 133V128H174ZM190 130H191V128H189ZM203 129V128H202ZM210 128H208V130H209ZM227 129V128H226ZM231 129H232V127H231ZM230 129V130H231ZM83 130V129H82ZM190 130H188L187 132V134H189V135H193L194 137H195V135H197V133H199L200 131H199V129H197V130H193V131H190ZM225 130V129H224ZM264 130V129H263ZM88 131V130H87ZM86 131V132H87ZM100 131V130H99ZM112 131V130H111ZM117 131V130H116ZM143 131V130H142ZM141 131V132H142ZM177 131H178V133H177ZM89 132V131H88ZM213 132H214V130H213ZM212 132V133H213ZM216 132V131H215ZM215 132H214V136H215ZM218 132V131H217ZM216 132V133H217ZM222 132H224L225 133V131H222ZM83 133V132H82ZM94 133V132H93ZM115 133V132H114ZM146 133H144V134H146ZM206 134H207V131L205 132ZM211 133V134H212ZM231 133V132H230ZM10 134H14L15 136H16V139H17V141H13V139L10 137L11 135ZM123 134V133H122ZM171 134V133H170ZM204 134V133H203ZM202 134V135H203ZM226 134V133H225ZM86 135H89L88 133L86 134ZM91 135V134H90ZM89 135V136H90ZM116 135V134H115ZM142 135V134H141ZM152 136H154L153 138H151V139H149L148 140V142L149 143H152L153 145H154V147L160 152V159H161V162L163 163H161L163 166L164 165H169L170 164V162H172L173 161V156H172V154H171V151H173L172 150V147H173V144H175L174 142H173V144L171 145L170 143H171V141H169V140H167V139H163V138H161V137H158L157 135H156V132H154L153 131V133L151 134ZM201 135V136H202ZM83 136H85V134L83 135ZM82 136V137H83ZM112 136V135H111ZM122 136V135H121ZM175 136V135H174ZM192 136V137H193ZM200 136V137H201ZM207 136V135H206ZM212 136V135H211ZM221 136V135H220ZM232 136H233V134H232ZM91 137V136H90ZM93 137V136H92ZM94 137H96V135L94 136ZM93 137V138H94ZM144 137H146V135L144 136ZM191 137V139H193ZM217 137V136H216ZM215 137V138H216ZM105 138H107V137H105ZM186 138V137H185ZM206 138V139H205ZM204 139L207 141V137H205ZM214 138V139H215ZM233 138V137H232ZM262 137H260V139H261ZM143 139V138H142ZM187 139L189 140L190 138H188L187 137ZM189 140V141H187L186 140V144H187V142H190V141H192V140ZM197 139V138H196ZM203 139V140H204ZM212 139H213V137H212ZM219 139H222V138H219ZM237 139V140H238ZM243 139H244V137H243ZM134 140V139H133ZM143 140H145V139H143ZM182 140H184V137H182ZM201 140H202V138H201ZM200 140V141H201ZM202 141V142H206V141ZM216 140V139H215ZM248 140V139H247ZM136 141V140H135ZM216 141H218V140H216ZM34 142V143H33ZM35 142H38L39 143V147H36L37 149H33V147L34 146H29L30 144H35ZM43 142H49V143H52V146L50 145V146H47V143H46V145H44V143ZM146 142H147V140H146ZM176 142V141H175ZM213 142H214V140H213ZM181 143V142H180ZM180 143H179V145H180ZM185 143H184V145H185ZM217 143H220L219 141L217 142ZM222 143V142H221ZM220 143V144H221ZM236 143H237V141H236ZM182 144V143H181ZM201 144H203V146H204V143H201ZM220 144H219V146H220ZM35 145H37V143L35 144ZM148 145V144H147ZM178 145V146H179ZM196 145V144H195ZM206 145V144H205ZM209 145V144H208ZM212 145H213V143H212ZM217 145V144H216ZM216 145H214V146H216ZM177 146V147H178ZM181 146V145H180ZM200 146V145H199ZM241 146V145H240ZM176 147V148H177ZM182 148H183V144H182V146H181ZM180 147V148H181ZM196 147H197V145H196ZM194 148V150L195 149H197V148ZM201 147V146H200ZM199 147V149H201ZM217 147V146H216ZM242 147V146H241ZM179 148V149H180ZM182 148H181V150H182ZM190 148V147H189ZM205 148V147H204ZM242 148H244V147H242ZM184 149V148H183ZM190 149H192V148H190ZM198 149V150H199ZM117 151H118V153L120 152V155L119 154H117L120 158H122L121 156H123V157H125V158H129V159H132V160H134V161H136V160H138V161H141L144 165H145V167H146V169H144V170H142L141 169V167H140V170H138V169H136V167H135V171H131V170H129L128 168H126L125 166H123V165H119V168H118V176H119V180H120V185L121 186H119V187H121V188H123V185H126V184H129V182L131 181V178L133 179H137L138 181L136 182V184L139 182L140 184H141V187L143 188V190H144V188L145 189H147V184L148 183H151L154 187L156 186V185H158L157 183L159 182V180L160 181H165V179L163 180H161V177L162 176H164V175H167V171L169 170V166H167V168L165 167V171H166V174L163 172V174L164 175H162L161 177H159V176H157L156 175V173H161L162 174V172L161 171H163V169L161 170V171H159L158 170V172H156V168H155V164H156V159H157V157L154 155V153L152 154V153H150L149 151V153L147 154L146 153V151L147 150H152L153 151V149H152V147H145V146H143L142 144H140L139 142H134L133 141V143H127V144H124V145H121L120 147H118V149H116ZM187 150V149H186ZM197 150V151H198ZM201 150H203V149H201ZM200 150V151H201ZM191 151V150H190ZM204 151V150H203ZM212 151V150H211ZM84 153H86V151L84 150L83 151ZM93 152H95V151H93ZM178 152V151H177ZM181 151H179V153H180ZM184 152H186V151H184ZM183 152V153H184ZM189 152V151H188ZM192 152H196V151H193L192 150ZM216 153H217V151H215ZM84 153H82V154H84ZM87 153H90V152H87ZM179 153H178V155H179ZM198 153V152H197ZM196 153V154H197ZM203 153V152H202ZM201 153V154H202ZM122 154V155H121ZM186 154V153H185ZM188 154V153H187ZM201 154H199L198 153V155H200V157L199 158H196V160H194V162L196 161V166L198 167V168H205V169H207V171L208 172H211V171H213V167H211L210 165H209V162H207V160H206V157H204L203 155H205V154H207L206 153V150H205V153H203V155H201ZM211 154V153H210ZM89 155H91V153L89 154ZM189 155V154H188ZM188 155H186V157H189ZM191 155V154H190ZM194 155V153H192V156ZM183 156H185V155H183ZM210 156V155H209ZM215 157H216V155H215ZM262 157H264V155H262ZM180 158H182L181 157V154H180ZM191 158V157H190ZM212 157H210V159H211ZM260 158V157H259ZM189 159V158H188ZM209 159V160H210ZM261 159V158H260ZM185 159H183L182 161H184ZM186 160H187V158H186ZM190 160V159H189ZM192 160V159H191ZM190 160V161H191ZM214 160V159H213ZM215 160H217L216 162V167L218 168V170L220 171V170H222V172L224 173V171H223V169L225 170V167L226 166H224V168L222 169V166H223V163H224V160H225V152L221 149V150H219L218 151V156H217V159H215ZM188 161V160H187ZM186 161V162H187ZM211 161V160H210ZM178 162V161H177ZM193 162V161H192ZM176 163V162H175ZM178 163H176V165H177ZM190 164H192V163H190ZM214 164V163H213ZM185 165V164H184ZM194 166H195V164H193ZM257 165V164H256ZM98 166L99 167H101L102 168V170H103V173L102 174H100V173H98V171H97V168H98ZM188 167V165H185V167ZM193 166V167H194ZM138 167V166H137ZM159 167V166H158ZM157 167V168H158ZM163 167V168H164ZM182 167V166H181ZM186 167V168H187ZM255 167V166H254ZM160 168V167H159ZM175 168V167H174ZM178 168V167H177ZM191 168V167H190ZM168 169V170H167ZM192 169V168H191ZM245 169V168H244ZM249 169V168H248ZM176 170V169H175ZM187 170H188V168H187ZM193 170V169H192ZM196 170V169H195ZM246 170H247V167H246ZM178 170H176V172H177ZM189 171V170H188ZM197 171V170H196ZM195 171V172H196ZM249 171V170H248ZM252 171H254V170H252ZM191 172V171H190ZM245 172V171H244ZM177 173H179V172H177ZM187 173V172H186ZM199 173V172H198ZM202 173V172H201ZM220 173V172H219ZM191 175H192V177H191V179H192V181H193V173H190ZM200 174V173H199ZM215 174H216V172H215ZM221 174V173H220ZM178 175V174H177ZM190 175V176H191ZM248 175H249V173H248ZM158 178H157V177ZM203 177H204V175H202ZM171 177H172V174H171ZM170 177V179H172ZM166 178V177H165ZM190 178V177H189ZM196 178H198V177H196ZM223 178V177H222ZM19 179L17 180V181H19ZM178 179V178H177ZM204 179H205V177H204ZM219 179V178H218ZM14 180V179H13ZM50 180V181H51ZM184 180V179H183ZM199 180V179H198ZM198 180H197V182H198ZM202 180V179H201ZM206 180V182L208 181L207 179H205ZM60 181V182H59ZM169 181V180H168ZM211 181V180H210ZM217 181H219V180H217ZM176 182V181H175ZM178 182H179V179H178ZM194 182V181H193ZM191 183V184H194V183ZM204 182V181H203ZM16 183H19V182H16ZM59 183V184H58ZM139 183H138V185H139ZM161 183V182H160ZM171 182H169V184H170ZM181 183V182H180ZM183 183H184V181H183ZM208 183H209V181H208ZM215 183V182H214ZM53 184V183H52ZM136 184H134V185H136ZM166 184V183H165ZM174 184V183H173ZM196 184V183H195ZM194 184V186L196 187V185ZM207 184V183H206ZM210 184V183H209ZM219 185L220 184H222V182H220V183H218ZM17 185V184H16ZM118 185V184H117ZM137 185V186H138ZM176 184H174V186H175ZM180 185H182V184H180ZM184 185H186V184H184ZM188 185H190L189 183H188ZM203 185V184H202ZM218 185V186H219ZM4 186V187H5ZM27 186H28V183H27ZM26 186V187H27ZM52 186H54V185H52ZM61 186H59V187H61ZM64 186V185H63ZM161 186V185H160ZM159 186V187H160ZM162 186H163V184H162ZM173 186V185H172ZM178 186V185H177ZM208 186V185H207ZM217 186V185H216ZM215 186V187H216ZM222 185H220L219 187H221ZM100 187V186H99ZM130 187H132L133 188V190H134V186H130ZM180 187H183V186H180ZM180 187H178L179 188V190L178 191H180V192H182V190H180ZM186 187V186H185ZM191 187V186H190ZM199 187V186H198ZM206 187V186H205ZM204 187V188H205ZM212 187V186H211ZM222 187H224V186H222ZM10 188H12V187H10ZM64 188V187H63ZM120 188V190H121V192H122V189ZM142 188H139V191H140V189H142ZM162 188H164V187H162ZM174 188V187H173ZM184 188V187H183ZM202 188H203V186H202ZM203 188V189H204ZM208 188V187H207ZM217 188V187H216ZM4 189V188H3ZM66 189V188H65ZM136 189H138V187L137 188H135V190ZM156 189H158V188H156ZM175 189V188H174ZM185 189V188H184ZM190 189H192V188H190ZM198 189V188H197ZM5 191H6V189H4ZM68 190V189H67ZM119 190V189H118ZM119 190V191H120ZM129 190V189H128ZM142 190V191H143ZM165 190H167V189H165ZM199 191H200V188L198 189ZM7 191H8V189H7ZM6 191V192H7ZM61 191H62V189H61ZM64 191H66V190H64ZM63 191V192H64ZM129 191H131V189L129 190ZM138 191V192H139ZM153 191V190H152ZM159 192L161 191L162 193H163V191L160 189V190H158ZM171 191V190H170ZM185 191V190H184ZM187 191V190H186ZM247 191L250 193V194H255L256 193V187L254 186V184H249L248 186H247ZM5 192V193H6ZM62 192V193H63ZM88 192V191H87ZM110 192H111V189H110ZM138 192H135V194L136 195H138L137 193ZM154 192V194H155V191H153ZM161 192H160V194H161ZM167 192V191H166ZM179 192V193H180ZM2 193H4V192H2ZM109 193V192H108ZM114 193V192H113ZM120 193V192H119ZM123 193V192H122ZM122 193H120V194H122ZM142 192H140V194H141ZM186 193V192H185ZM188 193V192H187ZM1 194V193H0ZM60 194V193H59ZM59 194H57V195H59ZM64 194V193H63ZM62 194V195H63ZM119 194V195H120ZM134 194V195H135ZM143 194V193H142ZM145 194V193H144ZM143 194V195H144ZM146 194H147V192H146ZM149 194H152V193H149ZM168 194H169V190H168ZM192 194H193V192H192ZM123 195V194H122ZM156 195H157V193H156ZM155 195V196H156ZM164 195V194H163ZM176 195V194H175ZM182 195V194H181ZM194 195V194H193ZM200 195V194H199ZM222 195H223V193H222ZM107 196V195H106ZM123 196H125V194L123 195ZM122 196V197H123ZM131 195H129V197H130ZM133 196V195H132ZM132 196H131V198H132ZM142 196V195H141ZM145 196V195H144ZM153 196V195H152ZM171 196V195H170ZM170 196H169V198H170ZM186 196H187V194H186ZM108 197H109V195H108ZM111 197V196H110ZM115 197H117V196H115ZM138 197V196H137ZM154 197V196H153ZM156 197H158V196H156ZM172 197V196H171ZM174 197V196H173ZM192 197H194V196H192ZM3 198V197H2ZM93 198V197H92ZM134 198V197H133ZM140 198V197H139ZM142 198V197H141ZM146 198V197H145ZM175 198V197H174ZM85 199V198H84ZM106 199V198H105ZM104 199V200H105ZM110 199V198H109ZM127 199V198H126ZM138 199V198H137ZM137 199H135V200H137ZM151 199V202L153 201L152 200V198H150ZM159 199V198H158ZM157 199V200H158ZM165 199V198H164ZM188 199H189V197H188ZM191 199V198H190ZM194 199H195V197H194ZM194 199H192L191 201H193ZM46 200V199H45ZM44 200V201H45ZM91 200V199H90ZM142 200V199H141ZM181 200V199H180ZM2 201V200H1ZM37 201V202H36ZM86 201H87V199H86ZM128 201V200H127ZM138 202H141V201H139V200H137ZM144 201V200H143ZM145 201H146V199H145ZM162 201H164V200H162ZM190 201V200H189ZM5 202V201H4ZM46 202V201H45ZM57 202H58V200H57ZM64 201L62 200V205L64 204V206H65V203L66 204H68L67 202H65V203H63ZM104 202V201H103ZM150 202V203H151ZM154 202V201H153ZM152 202V203H153ZM156 202V201H155ZM159 202V201H158ZM167 202V201H166ZM42 203L44 204V202L42 201ZM48 203V202H47ZM59 203V202H58ZM58 203H56L57 205H56V207L58 206L59 207V205H58ZM61 203V202H60ZM77 203V204H78ZM88 203V202H87ZM116 203H117V201H116ZM119 203H121L120 201H119ZM142 203V205H143V203L144 202H141ZM146 203H147V207H148V202L146 201ZM145 203V204H146ZM164 203V202H163ZM191 203V202H190ZM54 205H55V203H53ZM126 204H128V202L126 203ZM132 204V203H131ZM133 204H135V203H133ZM132 204V205H133ZM145 204L143 205V206H145ZM154 204V203H153ZM157 204V203H156ZM155 204V205H156ZM160 204V203H159ZM3 205H4V203H3ZM2 205V206H3ZM62 205H60L61 207H59V208H62L63 206ZM78 205H81V204H78ZM113 205H115L114 203H112V201H110V200H108L105 204H103V206L101 207V206H99V207H101L100 208V210L99 211H97V212H91V213H88V214H82V215H80V216H77V215H71L70 217H68V218H63L62 216V218L63 219H61L58 223H59V227H61V229H68V227H67V223H68V226H69V222H70V224H71V226H72V229H74V230H83V233H84V229H85V231L89 228L90 229V227H92L95 223H99V222H104V223H106L107 224V227L105 228L106 230H107V228L109 227V225H108V222H110L111 221V217L113 216L112 215V212H111V210H114V209H112L113 208ZM129 205V204H128ZM180 205V204H179ZM46 206V205H45ZM116 206V205H115ZM120 206V205H119ZM137 205H135V207H136ZM141 206V205H140ZM139 206V207H140ZM170 206V205H169ZM192 206V205H191ZM197 206V205H196ZM1 207V206H0ZM5 207H7V205L5 206ZM41 207H43V206H41ZM68 207L70 208L71 207V205L69 206L68 205ZM72 207H74V206H72ZM80 207H83V206H80ZM98 207V206H97ZM98 207V208H99ZM117 207V206H116ZM128 207V206H127ZM132 207V206H131ZM134 207V208H135ZM154 207H156V206H154ZM180 207H181V205H180ZM182 207H184V205L182 206ZM188 207V206H187ZM40 208V207H39ZM46 208V207H45ZM54 208V207H53ZM143 207H141V209H142ZM145 208V207H144ZM143 208V210H145ZM153 207H152V205H151V208H150V210L152 209ZM159 208V207H158ZM165 208V207H164ZM172 208V207H171ZM174 208V207H173ZM41 209H43V208H41ZM49 210V208H46V210ZM64 209V208H63ZM63 209H62V211H63ZM66 209V208H65ZM95 209V208H94ZM125 209V208H124ZM123 209V210H124ZM129 209H131V211H133L132 210V208H130L129 207ZM136 209V208H135ZM137 209H138V207H137ZM136 209V212L139 210H137ZM140 209V210H141ZM159 209H161V208H159ZM168 209V208H167ZM6 210H8V209H6ZM47 210V211H48ZM52 210V209H51ZM59 210H61V209H59ZM70 210H73V209H70ZM69 210V212H71ZM75 210V209H74ZM73 210V211H74ZM85 210V209H84ZM122 210V209H121ZM139 210V211H140ZM156 210V209H155ZM169 210V209H168ZM54 211V210H53ZM62 211H60V212H62ZM67 210H65V212H66ZM72 211V212H73ZM76 211V210H75ZM82 211V210H81ZM116 211V210H115ZM127 211V210H126ZM130 211V212H131ZM138 211V212H139ZM146 211H148V209L146 210ZM145 211V212H146ZM153 211V210H152ZM158 211V210H157ZM171 211V210H170ZM191 211H192V209H191ZM64 212V211H63ZM64 212V213H65ZM68 211H67V214L69 213ZM77 212H78V210H77ZM76 212V213H77ZM87 212V211H86ZM90 212V211H89ZM116 212H119V211H116ZM130 212H129V214H130ZM143 212V211H142ZM141 212V213H142ZM161 212V211H160ZM196 212H198V211H196ZM7 213H8V211H7ZM80 213H82V212H80ZM80 213H78V214H80ZM113 213H115V212H113ZM140 213V214H141ZM159 213V212H158ZM183 213V212H182ZM201 213V212H200ZM43 214V213H42ZM45 214V213H44ZM43 214V215H44ZM55 214V213H54ZM54 214H53V212L51 213V211H49V214H47L48 216L49 215H51L50 217H52V216H54ZM118 214V213H117ZM127 213H124L123 215L125 216ZM144 214V213H143ZM146 214H148V213H146ZM146 214H144V217H145V215ZM156 214H157V212H156ZM166 214V213H165ZM42 215V216H43ZM57 215V214H56ZM55 215V216H56ZM120 215V214H119ZM137 215H139L138 213H137ZM137 215H135V216H137ZM151 215V213L149 214V216ZM152 215H154V213H152ZM160 215H161V213H160ZM159 215V216H160ZM174 215V214H173ZM46 216V215H45ZM60 216V215H59ZM68 216V215H67ZM123 216V217H124ZM134 216V217H135ZM147 216V218H148V215H146ZM156 216H158V215H156ZM159 216H158V218L157 217H155V218H157L158 220H159ZM163 216V215H162ZM168 216V218L170 219V216L169 215H167ZM118 217V216H117ZM127 217V216H126ZM125 217V218H126ZM141 217H143L142 215H141ZM143 217V218H144ZM151 217H153V216H151ZM151 217H149V219H151ZM180 217V216H179ZM41 218H43V217H41ZM46 218H48V217H46ZM57 218V217H56ZM114 218V217H113ZM116 218V217H115ZM120 218V217H119ZM118 218V219H119ZM132 218H133V214H132ZM135 218H137V220H134ZM134 219H131V221H133L134 220V222H132V223H126L125 221L127 220V222H128V219H123L124 220V222H125V224H127L126 226L123 224V225H118L117 227H116V231H113V232H117L116 233V237L118 236V234H120V232L122 233V232H134V233H136L137 231H141V230H151L152 229V227H153V225L154 224H151V220H150V222H148V221H146V223L144 224L143 222H142V220H141V218H140V215H139V217H135ZM142 218V219H143ZM154 218V219H155ZM172 218V217H171ZM50 219V218H49ZM58 219V218H57ZM117 219V218H116ZM46 220H48V219H46ZM51 220V219H50ZM56 220V219H55ZM144 220V219H143ZM176 220V219H175ZM41 221L42 222H45V221H43L42 219H41ZM40 221V222H41ZM49 221V220H48ZM68 221V222H67ZM114 221H116V220H114ZM155 221H157V220H155ZM162 221H166L165 220V218H164V220H162ZM168 221V220H167ZM166 221V222H167ZM55 222V221H54ZM57 222H55V223H57ZM123 222V221H122ZM121 222V223H122ZM193 222V221H192ZM5 219H3V217L0 215V226H4L5 225ZM47 223V222H46ZM52 224H54L53 222H51ZM57 223V224H58ZM115 223V222H114ZM119 223V222H118ZM153 223V222H152ZM159 223V222H158ZM157 223V224H158ZM164 223V222H163ZM179 223V222H178ZM190 223V222H189ZM38 224V223H37ZM42 224V223H41ZM40 224V225H41ZM45 224V223H44ZM43 224V225H44ZM49 224V223H48ZM56 224V225H57ZM160 224V223H159ZM158 224V225H159ZM192 224H194V223H192ZM42 225V226H43ZM47 225V224H46ZM45 225V226H46ZM50 225V227H51V224H49ZM49 225H48V229H50L49 228ZM55 225V224H54ZM156 226V225H154V226H156L155 228L157 229V227H159V226ZM161 225V224H160ZM165 225H166V223H165ZM19 226V227H20ZM37 226V228H38V226L39 225H36ZM44 226V227H45ZM167 226V225H166ZM181 226V225H180ZM55 227V226H54ZM70 227V226H69ZM94 227V226H93ZM101 227H103V226H101ZM179 227V226H178ZM190 227V226H189ZM10 228V227H9ZM8 228V229H9ZM13 228V227H12ZM43 228V227H42ZM47 228L46 229H44V230H47ZM95 228H96V226H95ZM104 228V227H103ZM110 228V227H109ZM160 228V227H159ZM165 228V227H164ZM185 228V227H184ZM51 229H52V227H51ZM97 229V228H96ZM95 229V230H96ZM104 229V230H105ZM112 229V228H111ZM167 229V228H166ZM11 230H13V229H11ZM10 229H9V232L11 231ZM40 230V229H39ZM38 229H37V231H39ZM53 230H54V228H53ZM103 230V229H102ZM109 230V229H108ZM114 230V229H113ZM155 229L153 228V230L152 231H154ZM161 230V229H160ZM169 230V229H168ZM172 230V229H171ZM0 231H1V229H0ZM5 231V230H4ZM42 230H40V232H41ZM50 231V230H49ZM61 231V230H60ZM65 231V230H64ZM73 231V230H72ZM71 231V232H72ZM93 231V230H92ZM136 231V232H135ZM159 231V230H158ZM158 231H156V232H158ZM8 232V231H7ZM16 232V231H15ZM58 232H59V229H58ZM57 232V233H58ZM98 232H99V230H98ZM112 232V233H113ZM160 232V231H159ZM182 232V231H181ZM4 233V232H3ZM6 233V232H5ZM35 233V232H34ZM39 233V232H38ZM51 233V232H50ZM52 233H53V231H52ZM62 233V231L60 232V234ZM77 233V232H76ZM75 233V234H76ZM87 233V232H86ZM104 233V232H103ZM103 233H101L102 235H103ZM152 233V232H151ZM154 233V232H153ZM161 233V232H160ZM9 234V233H8ZM7 234V235H8ZM37 234V233H36ZM35 234V235H36ZM40 234V233H39ZM41 234H45L44 233V231H43V233H41ZM47 234H49V232H47ZM46 234V235H47ZM54 234V233H53ZM56 234V233H55ZM54 234V235H55ZM59 234V233H58ZM63 234H64V232H63ZM66 234V233H65ZM64 234V235H65ZM75 234L73 235L74 237H75ZM126 234V233H125ZM144 234V233H143ZM143 234H141V235H143ZM159 234V233H158ZM167 234V233H166ZM10 235V234H9ZM38 235V234H37ZM54 235H53V237H54ZM71 235V236H72ZM79 235V234H78ZM91 235H92V233H91ZM145 235V234H144ZM148 235V234H147ZM13 236H14V233H13ZM39 236V235H38ZM51 236V235H50ZM49 236V237H50ZM63 236V235H62ZM61 236V238H59L58 237V241H60L59 239H66V236H63L62 237ZM99 236V235H98ZM105 236V235H104ZM103 236V237H104ZM150 236V235H149ZM157 236V235H156ZM12 237V236H11ZM10 237V238H11ZM82 237V236H81ZM100 237H101V235H100ZM115 237V238H116ZM120 237H122L121 235H120ZM136 237V236H135ZM138 237V236H137ZM143 237V236H142ZM145 237H146V235H145ZM148 237V236H147ZM146 237V238H147ZM150 237H152V236H150ZM160 237V236H159ZM261 237H262V242H264V231H262L261 232ZM47 237H45V239H46ZM68 236H67V240H68ZM78 238V237H77ZM83 238V237H82ZM144 238V237H143ZM142 238V239H143ZM161 238V237H160ZM163 238V237H162ZM86 239V238H85ZM97 239V238H96ZM99 239V238H98ZM119 239V238H118ZM122 239V238H121ZM155 239V238H154ZM48 240H49V238H48ZM78 240V239H77ZM80 240H82L81 238H80ZM79 240V241H80ZM91 240V239H90ZM93 240H94V238H93ZM100 240V239H99ZM104 240V239H103ZM109 240V239H108ZM116 240V239H115ZM63 241V240H62ZM71 241V240H70ZM74 241V240H73ZM72 241V242H73ZM78 241V242H79ZM92 241V240H91ZM90 241V243H92L93 244V242H91ZM96 241V240H95ZM94 241V242H95ZM102 241V240H101ZM105 241H106V238H105ZM110 241V240H109ZM150 241V240H149ZM157 241V240H156ZM61 242V241H60ZM81 242V241H80ZM89 242V241H88ZM97 242V241H96ZM108 242V241H107ZM117 242V241H116ZM63 243H64V241H63ZM66 243V242H65ZM68 243H70V242H68ZM74 243V242H73ZM100 243V242H99ZM150 243H151V241H150ZM167 243V242H166ZM59 244V243H58ZM57 244V245H58ZM80 244V243H79ZM101 244V243H100ZM100 244H98V245H100ZM111 244V241L109 242V245ZM57 245H56V247H57ZM62 246H64L63 244H61ZM68 245V244H67ZM75 245H77V244H75ZM89 245H91V244H89ZM96 245V244H95ZM105 245H106V243H105ZM153 245V244H152ZM40 246V245H39ZM55 246V245H54ZM62 246H61V248H62ZM77 246H79V245H77ZM77 246H74V247H76L77 248ZM81 246V245H80ZM79 246V247H80ZM92 246H94V245H92ZM101 246V245H100ZM85 247V246H84ZM106 247L108 248V246L106 245ZM111 247V246H110ZM109 247V248H110ZM126 247H128L131 251H133V252H135V253H137V256L139 255V254H142L143 255V257H146V260L148 259L147 258V256H149V258H150V260H149V262H154L155 264H159V263H161L162 264V262L154 255V254H152V250H150L149 248H142L140 245L139 246H137V245H129V246H126ZM167 247V246H166ZM90 249L92 248V247H89ZM94 248H96L95 246H94ZM104 248V247H103ZM57 249V248H56ZM68 249V248H67ZM85 249V248H84ZM83 249V250H84ZM93 249V248H92ZM97 249V248H96ZM105 249V248H104ZM59 250H60V248H59ZM74 250V249H73ZM78 250V249H77ZM129 250V251H130ZM58 251V250H57ZM60 251H62V249L60 250ZM69 251V250H68ZM76 251V250H75ZM79 251H80V249H79ZM85 251V250H84ZM93 251H95V250H93ZM93 251H91L90 250V252H93ZM98 251V250H97ZM124 251V250H123ZM130 251V252H131ZM43 252V251H42ZM74 252V251H73ZM81 252V251H80ZM79 252V253H80ZM89 252V251H88ZM89 252V253H90ZM63 253H65V252H63ZM77 253V252H76ZM75 253V254H76ZM88 253V254H89ZM117 253V252H116ZM134 253V254H135ZM55 254H57V253H55ZM60 254V253H59ZM58 254V255H59ZM66 254V253H65ZM65 254H64V256H65ZM70 254V253H69ZM71 254H73V253H71ZM74 254V255H75ZM81 254H82V252H81ZM80 254V255H81ZM85 254V253H84ZM91 254H93V253H91ZM54 255V254H53ZM56 257H57V255H55ZM87 256V255H86ZM93 256V255H92ZM0 257V258H1ZM66 257H68V254H67V256ZM73 257V256H72ZM51 258V259H50ZM58 258V257H57ZM62 258H63V256H62ZM74 258L75 259H79L78 258V256H77V254L74 256ZM100 258V257H99ZM139 258V257H138ZM141 258V257H140ZM60 259V258H59ZM71 259V258H70ZM69 259V260H70ZM73 259V258H72ZM101 259V258H100ZM1 260V259H0ZM63 260V259H62ZM61 260V261H62ZM64 260H65V258H64ZM63 260V261H64ZM83 260V259H82ZM144 260V259H143ZM147 260V261H148ZM162 260V259H161ZM63 261H62V263H63ZM66 261H68V260H66ZM79 261V260H78ZM88 261V260H87ZM0 262H2V261H0ZM8 262V263H9ZM58 262V261H57ZM70 262H72V261H70ZM84 262L85 261H83V264H84ZM90 262H91V260H90ZM98 262V261H97ZM7 263V262H6ZM5 262H4V264H6ZM56 263V262H55ZM59 263V262H58ZM79 264H80V262H78ZM3 264V263H2ZM64 264V263H63ZM68 264V263H67ZM77 264V263H76ZM89 264V263H88ZM93 264V263H92ZM151 264V263H150ZM153 264V263H152ZM165 264V263H164Z\"/></svg>",
	"mask_w": 264,
	"mask_h": 264
}]
</instances>
